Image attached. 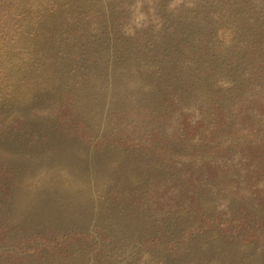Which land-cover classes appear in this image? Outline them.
Wrapping results in <instances>:
<instances>
[{
  "label": "rangeland",
  "instance_id": "rangeland-1",
  "mask_svg": "<svg viewBox=\"0 0 264 264\" xmlns=\"http://www.w3.org/2000/svg\"><path fill=\"white\" fill-rule=\"evenodd\" d=\"M0 264H264V0H0Z\"/></svg>",
  "mask_w": 264,
  "mask_h": 264
},
{
  "label": "clouds",
  "instance_id": "clouds-1",
  "mask_svg": "<svg viewBox=\"0 0 264 264\" xmlns=\"http://www.w3.org/2000/svg\"><path fill=\"white\" fill-rule=\"evenodd\" d=\"M142 18V17H141Z\"/></svg>",
  "mask_w": 264,
  "mask_h": 264
}]
</instances>
